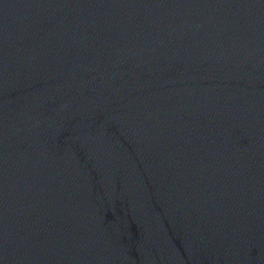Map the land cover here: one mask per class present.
Listing matches in <instances>:
<instances>
[{
    "label": "water",
    "instance_id": "water-1",
    "mask_svg": "<svg viewBox=\"0 0 264 264\" xmlns=\"http://www.w3.org/2000/svg\"><path fill=\"white\" fill-rule=\"evenodd\" d=\"M0 264H264V0H0Z\"/></svg>",
    "mask_w": 264,
    "mask_h": 264
}]
</instances>
